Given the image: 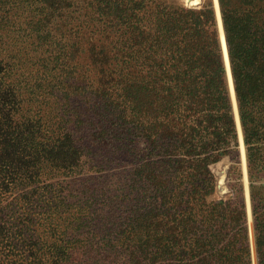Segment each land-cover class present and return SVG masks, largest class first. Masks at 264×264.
Returning <instances> with one entry per match:
<instances>
[{
  "label": "trees",
  "instance_id": "16d2710c",
  "mask_svg": "<svg viewBox=\"0 0 264 264\" xmlns=\"http://www.w3.org/2000/svg\"><path fill=\"white\" fill-rule=\"evenodd\" d=\"M218 3L234 95L211 0H0V264H252L264 0Z\"/></svg>",
  "mask_w": 264,
  "mask_h": 264
},
{
  "label": "rangeland",
  "instance_id": "374dc122",
  "mask_svg": "<svg viewBox=\"0 0 264 264\" xmlns=\"http://www.w3.org/2000/svg\"><path fill=\"white\" fill-rule=\"evenodd\" d=\"M212 1V7L215 11L216 18L219 17L220 20V26H221V32H222V38H221V32L218 27V35H219V40H220V46H221V53L224 61V67H225V72L226 70V65H225V58H224V51H223V45H222V40L224 43L225 47V53H226V59H227V65L229 69V75H230V80L232 83V90L233 89V82L231 78V73H230V67H229V61H228V56H227V48H226V43H225V38H224V33H223V28L221 24V16H220V6L218 3V0H211ZM182 3H184V0H181ZM200 3H202V0H200ZM200 6V5H199ZM227 75V74H226ZM235 99V96H234ZM236 102V100H235ZM237 108V104H236ZM237 116H238V111H237ZM241 128V127H240ZM241 136H242V131H241ZM242 145H243V153L241 152L240 149V143L238 139V146L235 150V152L230 156L229 158H226L220 165H218L213 171L217 170L218 168H223L225 167V179H224V184L225 187L227 188L228 191L229 189V184L230 185H235L238 184L242 188V196L244 198V203L245 207L247 209V206L249 208L248 213H247V228H248V233H249V244H250V252H251V260L252 264H256V256H255V242H254V229H253V216H252V205H251V186L253 187V190L255 191L253 194V197L255 198L254 202L256 203V207L260 208L261 206H264V170L261 171L260 173L256 174L253 180L249 178V171H248V165H247V159H246V150L245 146L243 143V137H242ZM219 169V170H220ZM230 172L229 177H227L228 173ZM228 193L225 194V196ZM219 196V195H218ZM220 197V196H219ZM221 198V197H220ZM252 234V239H253V245L250 242V235Z\"/></svg>",
  "mask_w": 264,
  "mask_h": 264
},
{
  "label": "water",
  "instance_id": "95a60500",
  "mask_svg": "<svg viewBox=\"0 0 264 264\" xmlns=\"http://www.w3.org/2000/svg\"><path fill=\"white\" fill-rule=\"evenodd\" d=\"M232 91H233V95H234V90H232ZM236 111H237V108H236ZM217 190H218V193H221L222 192V187L217 186Z\"/></svg>",
  "mask_w": 264,
  "mask_h": 264
}]
</instances>
